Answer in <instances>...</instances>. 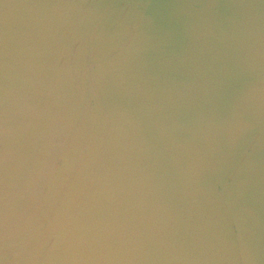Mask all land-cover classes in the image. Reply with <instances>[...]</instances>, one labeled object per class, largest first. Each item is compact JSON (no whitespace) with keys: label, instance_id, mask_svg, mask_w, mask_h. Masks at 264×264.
Masks as SVG:
<instances>
[{"label":"water","instance_id":"1","mask_svg":"<svg viewBox=\"0 0 264 264\" xmlns=\"http://www.w3.org/2000/svg\"><path fill=\"white\" fill-rule=\"evenodd\" d=\"M0 264H264V0H0Z\"/></svg>","mask_w":264,"mask_h":264}]
</instances>
